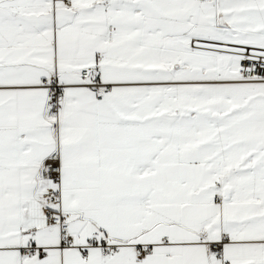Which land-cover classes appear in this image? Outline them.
I'll return each mask as SVG.
<instances>
[{
	"label": "snow or ice",
	"instance_id": "obj_1",
	"mask_svg": "<svg viewBox=\"0 0 264 264\" xmlns=\"http://www.w3.org/2000/svg\"><path fill=\"white\" fill-rule=\"evenodd\" d=\"M0 264H264V0H0Z\"/></svg>",
	"mask_w": 264,
	"mask_h": 264
}]
</instances>
